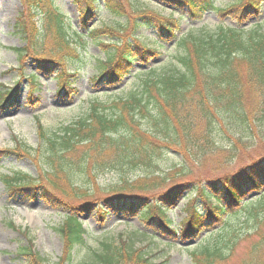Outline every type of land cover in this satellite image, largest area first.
Instances as JSON below:
<instances>
[{"label":"trees","instance_id":"16d2710c","mask_svg":"<svg viewBox=\"0 0 264 264\" xmlns=\"http://www.w3.org/2000/svg\"><path fill=\"white\" fill-rule=\"evenodd\" d=\"M158 1L169 8V15L163 17L146 7H137V0H77L83 29L96 17L100 3L111 17L103 25L89 28L85 36L72 31L66 17L50 7L38 23L39 0L20 1L22 12L15 20L14 32L24 45L13 50L20 58L19 64L29 53L38 71L52 75L58 83V96L69 95L71 79L77 74L68 73V63L78 71L83 63L78 48L83 45L82 39L98 46L104 55L102 60L94 61L95 74L90 78L93 86L118 85L133 70L134 63L147 67L135 71L134 86L126 94L106 102L94 99L84 117L57 132L49 134L38 127L39 145L32 150L34 153L21 152L33 159L40 154L39 169L52 177L45 178L46 183H29L22 173L4 175L3 185L11 194L21 198L37 196L67 211L55 229L61 240V255L55 264H155L146 246L136 247L121 237L119 244L85 248L89 234L80 217L90 214L100 222L108 213L137 217L144 231L135 233L149 237L150 245L158 242L156 234L169 241H189L208 230L189 249L192 264H230L239 245L252 237L254 252L264 247V26H190L199 23L209 11L220 17L232 15L236 23L248 16L258 17L264 0H237L225 8H215L213 0ZM175 10L182 13L174 17ZM181 23L190 27L177 37ZM139 27L154 29L155 43L175 42L173 64L166 71L148 67L158 49L148 47L140 35H135ZM36 79L35 74L27 77L29 93L35 90ZM14 91L0 88V109L11 106ZM223 120L232 128L228 132L222 127L230 138L226 148L216 147L209 139ZM200 129H204L207 146L230 155L223 164L226 168L217 169L211 164L208 171L217 169L212 175L191 179L189 169L180 162L181 171L172 180L171 175H158V184L168 186L163 190L158 184L149 185L152 175L143 181L122 179L94 189L73 185L75 176L87 182L90 172L93 176L104 171L125 173L139 167H156L155 157L162 156L168 142L177 146L176 151L183 150L178 132L185 144L199 149L205 157L210 150L202 145L195 147ZM231 163L236 166L230 168ZM154 192L158 195L151 197ZM185 193L195 196L184 205V216L175 229L166 213ZM249 198L252 199L244 204ZM252 202L255 204L250 205ZM242 204L251 206L249 230L221 226L213 231L211 226L223 224L222 218ZM214 236L217 237L212 240ZM78 247L84 252L75 258ZM18 256L27 264H43V259L27 247H22ZM241 264L264 262L252 258Z\"/></svg>","mask_w":264,"mask_h":264},{"label":"rangeland","instance_id":"374dc122","mask_svg":"<svg viewBox=\"0 0 264 264\" xmlns=\"http://www.w3.org/2000/svg\"><path fill=\"white\" fill-rule=\"evenodd\" d=\"M21 0H0V88H9L15 90L10 105L0 109V264H27L25 258L18 256L22 247H27L34 254L39 255L43 259V264H55L61 255V240L55 229L61 224L67 211L57 209L54 205L44 201L40 197L21 198L14 193L11 194L3 185L4 175L12 177L14 174H24L27 176L25 180L29 183H46L45 178L51 179L50 175L39 169L42 158L40 154L34 156V159L28 156H22L21 152L32 151L39 145L38 127L45 131L57 132L62 127L67 126L78 118L84 117L89 110V106L94 99L99 102H106L112 98L126 94L133 85V74L136 70H146L147 67L142 64L134 63L133 70L126 76L121 83L113 86H93L90 78L95 74V65L98 59H103L104 55L98 46L82 39L83 45L78 47L82 55L83 63L79 66V71L72 64L68 63V73L76 72L71 80V91L67 97L58 96V83L55 82L52 75L45 76L37 70V63L32 56L28 55L19 64L18 54L14 48L23 47V42L16 32H14V24L17 16L22 12ZM136 1V0H135ZM237 0H213L215 8H225L234 4ZM37 13V22L39 23L44 16V10L50 7L52 10L64 15L67 24L70 25L72 31H76L81 36H85L89 28L103 25L111 17L100 3V9L96 17L87 23V28L81 26L79 16V3L77 0H39ZM146 7L156 11L160 16L169 15V8L164 7L158 0H137V7ZM43 9V10H40ZM182 11L175 10L174 17L181 14ZM223 23L227 26L240 27L248 29L262 23L264 26V3L261 5V12L258 17L248 16L247 19L236 23L232 15L220 17L213 11L206 12L202 20L197 24H191V27L204 26L213 28V26ZM40 25V24H39ZM185 23H181L180 31L176 34L180 37L190 27ZM264 28V27H263ZM135 35L141 36L148 47L158 49V54L152 57L148 62L150 69H156L160 72L166 71L170 64H173V55L176 53L175 42H157L155 43V31L152 28H137ZM162 44V47H159ZM35 74L36 88L29 93L27 77ZM116 88V89H115ZM105 93V94H103ZM231 125L223 120L217 124L215 132L210 141L216 147L226 148L229 141L228 135L222 129L231 131ZM197 130L196 138L198 144L195 146H205L210 150V154L203 156V153L196 148H190L185 144L180 133L179 142L183 148H178L173 143H167V147L163 150L161 157H155L156 167L147 169L139 167L133 170H127L125 173L120 171H104L94 174L88 173V181H81L78 176L73 179L74 187L86 188L87 185L94 189V186L100 187L118 183L120 180L134 182L136 180L143 181V178L150 176L149 185L158 184L160 178L158 175H165L162 178H175L177 171H181L180 162L186 169H189L191 179L207 177L215 173L219 168H226L227 159L230 155L225 150H213L212 146L206 145L203 137L204 129ZM228 131V132H229ZM178 142V143H179ZM38 154V153H37ZM197 163L198 166L194 165ZM213 165L215 171H208ZM223 166V167H221ZM235 164L231 163L230 168H234ZM176 167V168H175ZM185 169V168H184ZM232 170V169H229ZM213 177V176H212ZM175 180V179H174ZM161 189L167 188V184H158ZM157 185V186H158ZM72 186V185H71ZM67 189H71L68 187ZM155 197L158 192H154ZM185 193L180 197L174 207L166 214L173 221L172 228L178 229L176 225L184 216L182 209L186 205L189 198ZM251 197H253L251 195ZM252 198L244 202L247 203ZM73 202H71L72 204ZM242 204V207L231 211L227 216L222 218L223 224L211 226L213 231H217L223 227H235L240 231L249 230L250 223V207ZM255 202H252L253 205ZM84 228L88 232L85 248H101V243L119 244L120 237L128 239L136 247L139 245L146 246V252L151 257V261L155 264H192L190 260V251L195 247L202 238L208 234V230L201 234L197 239L189 241H169L165 236L156 234L158 242L149 244V237H144L135 233L140 229L144 231L143 224L137 217H128L121 214L108 213L105 219L100 222L95 214L83 215L80 217ZM150 233V230H147ZM136 234L135 236H132ZM217 237V236H216ZM216 237H210L215 240ZM255 238L242 242L230 261V264H241L243 261H251L255 258L257 261L264 262V247L252 250ZM168 244V245H166ZM192 244V245H191ZM190 245V246H189ZM84 250L81 247L76 248L75 258L81 257ZM259 263V262H258Z\"/></svg>","mask_w":264,"mask_h":264}]
</instances>
